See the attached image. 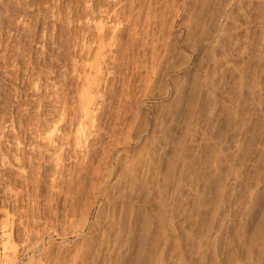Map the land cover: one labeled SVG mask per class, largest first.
Here are the masks:
<instances>
[{
	"label": "rangeland",
	"instance_id": "374dc122",
	"mask_svg": "<svg viewBox=\"0 0 264 264\" xmlns=\"http://www.w3.org/2000/svg\"><path fill=\"white\" fill-rule=\"evenodd\" d=\"M263 34L264 0H0V264L128 260L147 218L190 264H264Z\"/></svg>",
	"mask_w": 264,
	"mask_h": 264
},
{
	"label": "bare ground",
	"instance_id": "6f19581e",
	"mask_svg": "<svg viewBox=\"0 0 264 264\" xmlns=\"http://www.w3.org/2000/svg\"><path fill=\"white\" fill-rule=\"evenodd\" d=\"M229 1H231V0H229ZM234 1V0H233ZM146 2V1H145ZM146 6V5H145ZM201 6V5H200ZM155 8V7H154ZM115 10V9H114ZM164 10V9H163ZM168 10V9H167ZM127 11V10H126ZM162 11V10H161ZM236 11V10H235ZM192 13V12H191ZM202 13V12H201ZM88 15V14H87ZM205 15V14H204ZM112 16V15H111ZM151 16V15H150ZM159 17V16H158ZM204 17V16H203ZM74 18V17H73ZM206 18V17H205ZM129 19V18H128ZM155 19V18H154ZM204 19V18H203ZM253 19V18H252ZM192 22V21H191ZM208 22V21H207ZM104 23V22H103ZM133 23V22H132ZM209 24V23H208ZM124 27V26H123ZM107 29V28H106ZM253 32V31H252ZM136 34V33H135ZM120 35V34H119ZM264 35V34H263ZM93 36V35H92ZM122 37H123V35H121ZM119 38V37H118ZM117 38V39H118ZM67 41V40H66ZM239 41V40H238ZM146 43H148V42H146ZM195 43H196V41H195ZM101 44V43H100ZM229 44V43H228ZM104 46V45H103ZM112 47V46H111ZM257 48H258V46H257ZM10 49V48H9ZM146 50V49H145ZM169 50V49H168ZM204 50V49H203ZM205 52V51H204ZM241 52V51H240ZM3 53V52H2ZM167 54H169V53H167ZM25 55V54H24ZM187 56V55H186ZM243 56V55H242ZM248 56V55H247ZM178 58V57H177ZM98 61V60H97ZM197 61V60H196ZM261 63V62H260ZM25 64V63H24ZM89 64V63H88ZM92 65V64H91ZM98 65V64H97ZM88 66V65H87ZM181 66V65H180ZM215 66V65H214ZM137 68V67H136ZM50 69V68H49ZM81 70V69H80ZM154 70V69H153ZM221 70V69H220ZM226 71V70H225ZM106 73H108V72H106ZM158 73V72H157ZM84 74V73H83ZM260 74V73H259ZM233 75V74H232ZM198 76V75H197ZM205 76V75H204ZM80 77V76H79ZM94 77V76H93ZM107 77V76H106ZM199 77V76H198ZM201 77V76H200ZM195 79V78H194ZM82 80V79H81ZM91 80V79H90ZM198 79H195V81H197ZM202 80V79H201ZM200 80V81H201ZM208 80V79H207ZM195 81H193L192 80V82H195ZM200 81L198 80L197 82H198V84L196 85L197 86V88H199L198 87V85L200 86V85H203L204 84V81L202 82L201 81V83H200ZM161 82V81H160ZM83 83V82H82ZM206 83V82H205ZM195 84V83H194ZM207 84V83H206ZM205 85V84H204ZM195 86V85H194ZM233 86V85H232ZM52 87V86H51ZM203 87H205V86H203ZM202 87V88H203ZM101 88V87H100ZM162 88V87H161ZM196 87H194V89H195ZM84 89V88H83ZM190 89V88H189ZM200 89V88H199ZM164 90H165V88H164ZM261 90V89H260ZM51 91V90H50ZM197 91V90H196ZM105 92V91H104ZM190 92V91H189ZM233 92V91H232ZM177 93H179V92H177ZM177 93H176V95H177ZM256 93V92H255ZM88 94V93H87ZM87 94H86V96H87ZM214 94V93H213ZM53 96V95H52ZM80 96V95H79ZM236 96V95H235ZM257 96V95H256ZM194 97H195V95H194ZM70 98V97H69ZM82 98V97H81ZM90 98H92V97H90ZM193 98V97H192ZM195 99V98H194ZM77 100V99H76ZM247 100V99H246ZM105 101V100H104ZM179 101V100H178ZM195 101V100H194ZM71 102V101H70ZM235 102V101H234ZM252 102V101H251ZM73 104V103H72ZM82 104V103H81ZM99 105V104H98ZM62 106V105H61ZM68 106V105H67ZM84 106H86V105H84ZM119 106V105H118ZM189 106V105H188ZM76 107H77V105H76ZM97 107V106H96ZM177 107V106H176ZM228 107V106H227ZM51 108V107H50ZM131 108V107H130ZM89 109V108H88ZM132 109V108H131ZM247 109V108H246ZM37 110V109H36ZM192 110V109H191ZM190 110V111H191ZM228 110V109H227ZM17 111V110H16ZM49 111V110H48ZM126 111V110H125ZM229 111V110H228ZM43 112V111H42ZM40 113V112H39ZM69 113V112H68ZM75 113V112H74ZM191 113V112H190ZM4 114V113H3ZM104 114V113H103ZM239 114V113H238ZM66 113H63V115H62V117L61 118H59L60 120H58V121H60V123H65V124H68L65 120H66ZM136 115V114H135ZM178 115V114H177ZM190 115V114H189ZM229 115V114H228ZM227 115V116H228ZM33 116V115H32ZM68 116V115H67ZM122 116V115H121ZM220 116V115H219ZM60 117V116H59ZM116 118V117H115ZM164 118V117H163ZM231 118H232V116H231ZM242 118V117H241ZM226 119V118H225ZM229 119H230V116H229ZM34 120V119H33ZM56 120V119H55ZM77 120V119H76ZM37 121V120H36ZM52 121V120H51ZM226 121V120H225ZM42 122H44V124H46V119H45V121H42ZM41 122V123H42ZM222 122V121H221ZM25 123V122H24ZM58 123V122H57ZM238 123V122H237ZM43 124V125H44ZM47 124L49 125V121L47 120ZM46 124V125H47ZM131 124V123H130ZM230 124V123H229ZM186 125H187V123H186ZM54 126V125H53ZM78 126V125H77ZM114 126V125H113ZM169 126V125H168ZM38 127H39V125H38ZM42 127V126H41ZM48 127V126H47ZM46 127V128H47ZM64 127H66V125H63V124H60L59 126H55V128H57V129H55V130H57V132L59 131V130H62L61 128H64ZM28 128V127H27ZM45 128V127H44ZM65 129V128H64ZM63 129V130H64ZM113 129V128H112ZM63 130H62V132H63ZM140 130V129H139ZM38 131V130H37ZM65 131V130H64ZM161 131H162V129H161ZM234 131V130H233ZM264 131V130H263ZM23 132V131H22ZM33 132V131H32ZM51 132V131H50ZM73 132H75V131H73ZM38 133V132H37ZM53 133H54V130H53V132L51 133V135L50 136H46L47 138V141H48V143H49V145H51V143L53 142V140H54V136H53ZM88 133V132H87ZM96 133V132H95ZM254 133V132H253ZM34 134V133H33ZM64 134H66V133H64ZM219 134V133H218ZM49 135V134H48ZM91 135V134H90ZM155 135V134H154ZM192 135V134H191ZM56 136H57V134H56ZM80 136H81V134H80ZM57 137H59V136H57ZM79 137V136H78ZM227 137V136H226ZM68 138H69V136H68ZM222 138H224V137H222ZM246 138V137H245ZM20 139V138H19ZM39 139V138H38ZM56 139V138H55ZM101 139V138H100ZM18 140V139H17ZM73 140V139H72ZM79 140V139H78ZM80 140H81V138H80ZM124 140V139H123ZM236 140V139H235ZM182 141V140H181ZM34 142V141H33ZM68 142V141H67ZM127 142V141H126ZM216 142V141H215ZM222 142V141H221ZM251 142V141H250ZM73 143V142H72ZM76 143V142H75ZM219 143V142H218ZM77 144V143H76ZM79 144H80V142H79ZM88 144V143H87ZM95 144V143H94ZM228 144V143H227ZM55 145V144H54ZM238 145V144H237ZM52 146H53V144H52ZM51 146V147H52ZM79 146V145H78ZM246 146V145H245ZM264 146V145H263ZM36 147V146H35ZM90 147V146H89ZM93 147V146H92ZM104 147V146H103ZM256 147V146H255ZM42 148V147H41ZM57 148V147H56ZM70 148V147H69ZM185 148V147H184ZM38 149V148H37ZM167 149V148H166ZM210 149V148H209ZM23 150V149H22ZM112 150V149H111ZM208 150V149H207ZM230 150V149H229ZM21 151V150H20ZM52 151V150H51ZM177 151H179V150H177ZM41 152V151H40ZM97 152V151H96ZM99 152V151H98ZM7 153V152H6ZM15 153V152H14ZM38 153H39V151H38ZM56 153V152H55ZM63 153V152H62ZM88 153V152H87ZM54 154V153H53ZM26 155V154H25ZM40 155V154H39ZM63 154H61V153H59V155L57 154V157L59 156L60 158H61V160H63L64 158V155L62 156ZM107 155V154H106ZM181 155V154H180ZM220 155V154H219ZM6 156V155H5ZM12 156V155H11ZM74 156V155H73ZM137 156V155H136ZM178 156V155H177ZM101 157V156H100ZM60 158H59V160H60ZM82 158V157H81ZM180 158V157H179ZM210 158V157H209ZM44 159V158H43ZM45 159H46V156H45ZM26 160V159H25ZM24 160V161H25ZM145 160H146V158H145ZM242 160V159H241ZM19 161L21 162V160L19 159ZM47 161V160H46ZM83 161H84V159H83ZM183 162V161H182ZM22 163H23V161H22ZM152 163V162H151ZM158 163V162H157ZM161 163V162H160ZM205 163V162H204ZM43 164V163H42ZM23 165V164H22ZM26 165V164H25ZM57 165H58V163H57ZM151 165V164H150ZM187 165V164H186ZM213 165V164H212ZM218 165V164H217ZM234 165V164H233ZM36 166V165H35ZM110 166V165H109ZM65 167V166H64ZM83 167V166H82ZM189 167V166H188ZM215 167V166H214ZM37 168V167H36ZM160 168V167H159ZM210 168V167H209ZM213 168V167H212ZM29 169V168H28ZM86 169V168H85ZM105 169V168H104ZM166 169V168H165ZM173 169V168H172ZM219 169V168H218ZM60 170V169H59ZM169 170H171V169H169ZM174 170V169H173ZM172 170V171H173ZM153 171V170H152ZM155 171V170H154ZM164 172V171H163ZM186 172V171H185ZM110 173H112L111 171H110ZM157 173V172H156ZM94 174V173H93ZM101 174V173H100ZM159 174V173H158ZM170 173H168V175H169ZM198 174V173H197ZM211 174H213V173H211ZM224 174V173H223ZM227 174V173H226ZM45 175V174H44ZM90 175V174H89ZM167 175V174H166ZM174 175V174H173ZM9 176V175H8ZM96 176V175H95ZM102 176V175H101ZM107 176H108V174H107ZM106 176V177H107ZM162 176H164V174L162 175ZM170 176H168V177H165V178H169ZM179 177V176H178ZM184 177V176H183ZM226 177V176H225ZM149 178V177H148ZM162 178V177H161ZM67 179V178H66ZM88 179V178H87ZM102 179V178H101ZM170 179V178H169ZM236 179V178H235ZM165 180V179H164ZM40 180H38V182H39ZM205 181V180H204ZM37 182V183H38ZM70 182V181H69ZM159 182V181H158ZM163 182V181H162ZM174 182V181H173ZM222 182V181H221ZM40 183V182H39ZM168 183V182H167ZM178 183V182H177ZM220 183V182H219ZM223 183V182H222ZM46 184V183H45ZM81 184V183H80ZM88 184V183H87ZM156 184V183H155ZM160 184H161V182H160ZM228 184V183H227ZM255 184V183H254ZM84 185V184H83ZM91 185V184H90ZM214 185V184H213ZM102 186V185H101ZM104 186H106V185H104ZM221 186V185H220ZM224 186V185H223ZM239 186V185H238ZM246 186V185H245ZM18 187V186H17ZM22 187V186H21ZM162 187V186H161ZM86 188V187H85ZM84 189V188H83ZM163 189V188H162ZM237 189V188H236ZM67 190V189H66ZM81 190V189H80ZM107 190V189H106ZM105 190V191H106ZM172 190V189H171ZM105 191H104V193H105ZM163 191V190H162ZM173 191V190H172ZM65 192V191H64ZM211 192V191H210ZM223 192V191H222ZM102 193V195L104 194L102 191H99L98 192V194H101ZM196 193V192H195ZM32 194V193H31ZM97 194V193H96ZM231 194V193H230ZM106 195H108L107 193H106ZM175 195V194H174ZM179 195V194H178ZM201 195V194H200ZM236 195V194H235ZM215 196V195H214ZM219 196V195H218ZM217 196V197H218ZM102 197H104V199H106V197H105V195L104 196H102ZM179 197V196H178ZM195 197H197L196 196V194H195ZM236 197V196H235ZM252 197V196H251ZM101 198V197H100ZM179 198H181V197H179ZM200 198V197H199ZM249 198H250V196H249ZM103 199V198H102ZM204 198H202V201H204L203 200ZM242 199V198H241ZM73 200V199H72ZM71 200V201H72ZM80 200V199H79ZM235 200V199H234ZM237 200V199H236ZM85 201V200H84ZM189 201V200H188ZM222 201V200H221ZM183 202V201H182ZM187 202V201H186ZM234 203V202H233ZM49 204V203H48ZM65 204V203H64ZM205 204V203H204ZM204 204H202V205H204ZM216 204V203H215ZM225 204V203H224ZM254 204V203H253ZM107 205V204H106ZM226 205V204H225ZM231 205V204H230ZM197 206V205H196ZM32 207V206H31ZM75 207V206H74ZM91 207V206H90ZM194 207V206H193ZM197 208V207H196ZM215 208V207H214ZM219 208V207H218ZM176 209V208H175ZM195 209V208H194ZM243 209V208H242ZM101 210V209H100ZM199 210V209H198ZM216 210V209H215ZM238 210V209H237ZM88 211V210H87ZM168 211V210H167ZM183 211V210H182ZM191 211V210H190ZM194 211V210H193ZM192 211V212H193ZM213 211V210H212ZM170 212V211H169ZM184 213V212H183ZM188 213V212H187ZM101 214V213H100ZM191 214H193V213H191ZM207 214V213H206ZM210 215V214H209ZM82 217V216H81ZM166 217V216H165ZM205 217V216H204ZM163 218V217H162ZM108 219V218H107ZM160 219V218H159ZM173 219V218H172ZM197 219V218H196ZM213 219V218H212ZM258 219V218H257ZM106 220V219H105ZM205 220V219H204ZM203 220V221H204ZM87 221V220H86ZM159 222H161V221H159ZM163 222V221H162ZM167 222V221H166ZM61 223V222H60ZM89 223V222H88ZM95 223V222H94ZM141 223V222H140ZM205 223V222H204ZM209 223V222H208ZM229 223V222H228ZM254 223V222H253ZM264 223V222H263ZM163 224V223H162ZM161 224V225H162ZM207 224V223H206ZM222 224V223H221ZM241 224V223H240ZM87 225V224H86ZM157 225V224H156ZM158 225H159V223H158ZM157 225V226H158ZM161 225H160V227H161ZM202 225V224H201ZM95 226V225H94ZM166 226V225H165ZM165 226H163V227H165ZM169 226V225H168ZM167 226V227H168ZM82 227V226H81ZM156 227V226H155ZM160 227H158V230H159V228ZM163 227H161V228H163ZM208 227V226H207ZM206 227V228H207ZM210 227V226H209ZM69 228V227H68ZM83 228H84V226H83ZM137 229V228H136ZM155 229V228H154ZM166 229V228H165ZM165 229L163 228V230L165 231ZM169 229V228H168ZM81 230H82V228H81ZM111 230H113L112 228H111ZM126 230V229H125ZM162 230V229H161ZM161 231L160 232V230L159 231H154V232H152V230H151V225H150V219L149 218H147V219H145V221H144V223H143V226H142V228H141V232H140V234H139V236L137 237V242H138V244L136 245L137 246V248H136V246L134 247V248H136V250H134L135 252H133V257L132 258H128V256L126 255V253H125V256H127V258H128V260H130V261H128L124 256V258L122 259V257L120 258V257H118L117 256V248H119V247H116L117 246V244H116V242L118 241V240H120L119 238L117 239V241H115V245L113 246V247H109V244H108V247L106 248V250L105 249H102V248H100V250H99V254H98V256H95L96 258L95 259H93V261H94V263L93 264H160L158 261H160L161 259H162V257H163V254L164 253H166V251L169 249V244L172 242V239H174L175 237H172L171 236V234L169 235V234H167V235H164V234H162L164 231ZM175 230V229H174ZM209 230V229H208ZM211 231H212V229H210ZM241 230V229H240ZM254 230V229H253ZM103 231V230H102ZM107 231V230H106ZM116 231V230H115ZM123 231V230H122ZM168 231V230H167ZM210 231V232H211ZM242 231V230H241ZM259 231V230H258ZM258 231H256V232H258ZM69 232V231H68ZM110 232V231H109ZM112 232V231H111ZM253 232V231H252ZM255 232V233H256ZM115 233V232H114ZM113 233V234H114ZM170 233H172V232H170ZM206 233H208V232H206ZM248 233V232H247ZM251 233V232H250ZM254 233V232H253ZM263 233V232H262ZM81 234H83V233H81ZM162 234V235H161ZM186 234V233H185ZM190 234V233H189ZM200 234V233H199ZM238 234H239V232H238ZM246 234V233H245ZM259 234V236H263V234L261 235V232H258L257 233V235ZM70 235V234H69ZM72 235V234H71ZM91 235V234H90ZM106 235V234H105ZM115 235H116V233H115ZM118 235H121V234H117V236ZM128 235V234H127ZM161 235V236H160ZM163 235H164V238H163ZM221 235V234H220ZM235 235V234H234ZM237 235V234H236ZM235 235V236H236ZM249 235V234H248ZM247 234H246V238L247 237H249ZM256 235V234H255ZM82 236V235H81ZM110 236V235H109ZM113 236V235H112ZM124 236V235H123ZM129 236V235H128ZM175 236V235H174ZM201 236V235H200ZM215 236V235H214ZM235 236H234V238H235ZM239 236H243V234L242 235H240L239 234ZM245 236V235H244ZM120 238H121V236H119ZM213 237V236H212ZM217 237V236H216ZM232 237V236H231ZM237 237V236H236ZM240 237V238H241ZM258 237V236H257ZM115 238V237H114ZM187 238H189V237H187ZM186 238V239H187ZM245 238V237H244ZM243 238V239H244ZM62 239H63V243L65 244V245H67L68 243H69V240H70V236H68L67 235V233L65 232L64 234H63V236H62ZM115 239V240H116ZM179 237L178 238H175L174 240V242H180L179 241ZM215 239V238H214ZM243 239L241 240V241H243ZM249 239H250V237H249ZM256 239V238H255ZM264 239V238H263ZM130 240V239H129ZM163 240H165V241H163ZM196 240V239H195ZM198 240V239H197ZM237 240H239V239H237ZM106 241H107V239H106ZM182 241V240H181ZM240 241V240H239ZM244 241H245V239H244ZM249 241V240H248ZM253 241V240H252ZM255 241V240H254ZM104 242V240L102 241V243ZM160 242H163L162 244H160ZM213 242V241H212ZM110 243V242H109ZM118 243H119V241H118ZM121 243V242H120ZM135 243V242H134ZM218 243V242H217ZM221 243V242H220ZM241 243V242H240ZM253 243V242H252ZM251 243V244H252ZM101 244V243H100ZM107 244V243H106ZM113 244V243H112ZM239 244V243H238ZM244 244H246L245 242H244ZM249 244V243H248ZM247 244V245H248ZM251 244H249V245H251ZM264 244V243H263ZM28 245V244H27ZM160 245H162V246H160ZM173 245H174V248L172 247L171 249H173V251H171L170 249V251L171 252H173L174 253V251L175 252H177V253H180L179 254V257L178 258H176V259H179L180 258V256H183V258L182 259H179V261H180V263L179 264H190V262L188 263V261L190 260V259H188L186 256V259L187 260H185V258H184V254H183V252L181 251L182 249H184V248H182V249H179V247L180 246H178L179 244H175V243H173ZM172 245V246H173ZM241 245H243L242 243H241ZM103 246V245H102ZM107 246V245H106ZM112 246V245H111ZM119 246V245H118ZM127 246V245H126ZM161 248H160V247ZM211 246V245H210ZM213 246V245H212ZM255 246V245H254ZM253 246V247H254ZM36 247V246H35ZM70 246H68L67 248H66V250H69L70 248H69ZM89 247V246H88ZM98 247H99V244H98ZM100 247H101V245H100ZM128 247V246H127ZM209 247V246H208ZM246 247V246H245ZM250 247V249H251V246H249ZM257 247V246H256ZM15 248V247H14ZM32 248V247H31ZM74 248V247H73ZM104 248V247H103ZM120 248H122V249H124L123 248V246L122 247H120ZM181 248V247H180ZM206 248V247H205ZM214 248H215V246H214ZM261 248V247H260ZM179 249V250H178ZM201 249V248H200ZM263 249V248H262ZM261 249V250H262ZM76 250V249H75ZM82 250V249H81ZM98 250V249H97ZM102 250V251H101ZM125 250H126V248H125ZM202 250H203V248H202ZM128 251V250H127ZM169 251V252H170ZM239 251H240V249H239ZM255 251V250H254ZM84 252V251H83ZM129 252V251H128ZM127 252V254L129 255V257L130 256H132L131 254H129ZM130 252H132V251H130ZM181 252H182V254H181ZM200 252V251H199ZM263 252V251H262ZM69 253V252H68ZM119 253H121V252H119ZM172 253V254H173ZM176 253V254H177ZM201 253H202V251H201ZM249 253V252H248ZM96 254V253H95ZM186 254V253H185ZM188 254V253H187ZM243 254V253H242ZM263 254H264V252H263ZM167 255H168V253H167ZM169 255H171V253L169 254ZM204 255V254H203ZM245 254H243V256H244ZM249 255H251V254H249ZM254 255V254H253ZM260 255V254H259ZM79 256V255H78ZM85 256V255H84ZM120 256V255H119ZM165 256V255H164ZM197 256V255H196ZM261 256H263V255H261ZM37 257V256H36ZM167 257V256H166ZM173 257V256H172ZM198 257V256H197ZM245 257V256H244ZM243 257V258H244ZM248 257V256H247ZM194 258V257H193ZM214 258V257H213ZM250 258V257H249ZM256 258H260L259 256L258 257H256ZM192 259V258H191ZM163 260V259H162ZM166 260V259H165ZM193 260V259H192ZM37 261V260H36ZM187 261V262H186ZM191 261V260H190ZM199 261V260H198ZM246 261H247V259H246ZM257 261V260H256ZM259 261V260H258ZM72 262V261H71ZM89 262V261H88ZM174 262V261H173ZM91 263V262H90ZM195 263V262H194ZM238 263V262H237ZM254 263V262H253ZM257 263H259V262H257ZM30 264V263H29ZM68 264V263H67ZM162 264V263H161ZM164 264V263H163ZM197 264H198V262H197ZM256 264V263H255Z\"/></svg>",
	"mask_w": 264,
	"mask_h": 264
}]
</instances>
